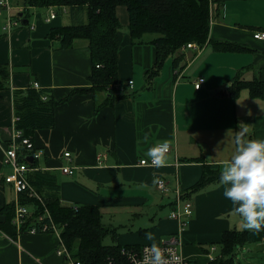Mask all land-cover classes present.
I'll list each match as a JSON object with an SVG mask.
<instances>
[{
	"label": "crops",
	"instance_id": "obj_1",
	"mask_svg": "<svg viewBox=\"0 0 264 264\" xmlns=\"http://www.w3.org/2000/svg\"><path fill=\"white\" fill-rule=\"evenodd\" d=\"M8 2L11 14L20 12V21L26 18L27 24L5 33L1 26L6 12H0V63L9 71L0 88V208L16 198L11 184L3 181L11 171L3 151L15 128L13 92L37 81L56 105L54 125L32 134L34 146L42 151L36 163L38 169L53 173L61 203L98 207L103 224L114 228L115 240L108 234L110 240L119 245L157 244L174 235L180 254L191 264L220 258L222 232L246 230L232 202L223 196L220 172L234 153L238 129L248 128L247 139H264V95L251 96L249 88L242 87L233 97L225 88L236 77H259L264 88V39L253 38L254 31L264 30V0H210L208 40L199 49L181 46L152 73L155 35L132 38L126 6L116 5L120 27L113 96L103 88L90 90L86 39L63 47L59 37L50 35L53 27L85 23V6ZM50 9L55 16L47 20ZM226 41L241 47H216ZM176 55L179 60L174 63ZM199 76L203 81L195 89ZM164 140L171 148L165 166L137 163L151 144ZM64 151L70 152L69 159ZM63 164L75 166L74 172L63 173ZM203 175L207 180L191 191ZM156 176L165 178L170 192L156 190ZM174 186L194 204L184 224L168 216ZM27 208L33 211L34 205ZM4 219L0 213V264H62L55 251L56 232L30 233L25 227L18 230L11 220L14 227L3 224ZM259 231L257 239L235 244L236 264L238 248L264 264V226Z\"/></svg>",
	"mask_w": 264,
	"mask_h": 264
},
{
	"label": "trees",
	"instance_id": "obj_2",
	"mask_svg": "<svg viewBox=\"0 0 264 264\" xmlns=\"http://www.w3.org/2000/svg\"><path fill=\"white\" fill-rule=\"evenodd\" d=\"M25 6H85L87 19L85 23L61 25L53 27L50 35L59 37L61 46L67 47L77 39H86L90 52L92 71L89 76L94 88H103L109 96L117 79V36L120 27L115 14L118 4L125 5L128 12V33L134 39H141L143 33H152L155 37L151 43L155 49L154 66L149 73L155 72L162 60L171 54H177L180 47L187 42L202 45L208 40L210 0H22ZM221 50L239 49L241 46L230 42H217ZM177 55L172 62H178ZM9 71L0 63V88L4 86ZM242 87L249 88L251 96L264 95L263 81L259 77L251 80L234 78L225 88L235 97ZM45 94L47 97L42 98ZM13 111L16 117L14 127L22 130V134L30 140L35 129L53 126L54 106L47 89L15 88L13 92ZM37 159L29 167L37 165ZM27 179L43 195L45 206L49 209L53 222L59 228V234L68 251L83 264H106L108 258L121 262L120 246L112 241L103 244L106 234L115 240L114 228L104 225L101 213L95 205L65 204L59 199L58 184L53 173L40 169L28 171ZM207 178L194 183L190 190H197ZM20 202L34 205V213L23 222L36 223V215L40 212L35 199L19 193ZM14 203H5L0 213L5 217L3 224L12 225L10 220L14 214ZM13 226V225H12ZM14 227V226H13ZM2 228L0 224V229ZM260 231L246 229L243 231L225 230L220 237L221 257L215 258L211 264H236L232 258L235 244L247 240H255ZM127 246V245H123ZM119 264V263H118Z\"/></svg>",
	"mask_w": 264,
	"mask_h": 264
},
{
	"label": "built area",
	"instance_id": "obj_3",
	"mask_svg": "<svg viewBox=\"0 0 264 264\" xmlns=\"http://www.w3.org/2000/svg\"><path fill=\"white\" fill-rule=\"evenodd\" d=\"M10 4L8 0H0V12H6L5 20L2 24V29L5 33H10L14 28L21 25L20 16L11 14L9 11ZM55 16V11L53 9L49 10V16L46 18L49 20L50 18ZM31 28L33 25H28ZM253 38L264 39V30H256L253 33ZM185 47H192L199 49L200 45L195 44L194 42H187ZM203 81V77L199 76L194 81V88H199L200 83ZM33 87L35 89H39V82L32 81ZM127 84H132V79H129ZM42 98H46L45 94L41 95ZM16 120V117L14 121ZM9 141L6 143L3 151V160L7 163L11 171L4 175L3 181L11 184L14 194L16 196L14 200V214L11 219V223L15 225V227L20 230L22 227L25 231L34 233L36 231H49L52 230L58 234L59 242L58 247L55 248V251L62 258V264H83L79 259H76L70 251H68L64 242L59 234L58 226L53 222L51 213L49 209L45 206V201L43 195L39 194V192L35 189V187L28 181L27 174L28 171L33 169H37V165L33 167H29V163L27 160L28 156H31L32 159H38L42 155V151L40 148H36L32 140H30L27 136L22 134V130L19 128H14L13 132L8 139ZM171 150L169 146V151ZM168 151V152H169ZM63 155L69 159L70 152L64 151ZM98 159V158H97ZM137 163L141 165H151L150 158L148 156L141 157L138 159ZM60 169L63 173L72 174L74 172L75 166H69L67 164L60 165ZM155 188L157 191H161L163 193L170 192V188L167 184V181L163 176H156L155 178ZM173 193V208L169 212L168 216L171 218H178L182 224L185 223V217H189L193 210L192 200L190 198L183 197V193L179 190L178 186H174L171 189ZM24 192L26 196H29L32 199H35L34 204H37V207L40 209V212L36 215V223H27V225L22 226L23 222L28 219L34 210L31 211L27 208L26 204L20 202L19 193ZM180 244L177 237L174 235L168 236L165 239H162L161 242L156 245L161 249L162 254L166 258V264H191L187 258L183 257L179 250L178 245ZM152 244H144L140 246H120V254L122 257L121 262L119 264H149V261L146 259L148 255H150V246ZM111 258H108L106 264H118Z\"/></svg>",
	"mask_w": 264,
	"mask_h": 264
},
{
	"label": "clouds",
	"instance_id": "obj_4",
	"mask_svg": "<svg viewBox=\"0 0 264 264\" xmlns=\"http://www.w3.org/2000/svg\"><path fill=\"white\" fill-rule=\"evenodd\" d=\"M248 128L238 129L234 136L235 150L220 172L219 182L225 185L223 196L242 220V228L260 230L264 226V139H247ZM147 140V136H145ZM169 143L164 140L146 149L151 165H166ZM149 264H166L156 245L150 246Z\"/></svg>",
	"mask_w": 264,
	"mask_h": 264
},
{
	"label": "rangeland",
	"instance_id": "obj_5",
	"mask_svg": "<svg viewBox=\"0 0 264 264\" xmlns=\"http://www.w3.org/2000/svg\"><path fill=\"white\" fill-rule=\"evenodd\" d=\"M16 11V9L14 10ZM103 244H111L112 240H110V235H106L105 238L103 239ZM247 250L242 251L240 248L236 250V259L238 260L239 264H258L261 262V259H258L256 255L250 256V254H242L241 252L246 253Z\"/></svg>",
	"mask_w": 264,
	"mask_h": 264
},
{
	"label": "water",
	"instance_id": "obj_6",
	"mask_svg": "<svg viewBox=\"0 0 264 264\" xmlns=\"http://www.w3.org/2000/svg\"><path fill=\"white\" fill-rule=\"evenodd\" d=\"M18 15L20 16L21 13L19 12ZM21 24H27V20H26V18H23V19L21 20ZM27 160H28L29 163H32V161H33V159H32L31 156H28V157H27Z\"/></svg>",
	"mask_w": 264,
	"mask_h": 264
}]
</instances>
